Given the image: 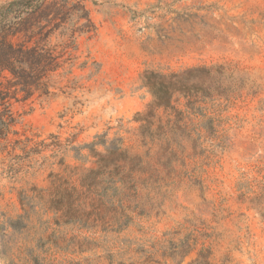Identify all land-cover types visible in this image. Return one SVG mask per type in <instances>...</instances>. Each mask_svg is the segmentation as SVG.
Instances as JSON below:
<instances>
[{
    "label": "rangeland",
    "instance_id": "rangeland-1",
    "mask_svg": "<svg viewBox=\"0 0 264 264\" xmlns=\"http://www.w3.org/2000/svg\"><path fill=\"white\" fill-rule=\"evenodd\" d=\"M68 3L75 19L63 27L78 30L73 74L54 96L13 100L17 122L0 146V264H264V0ZM198 66L214 68L191 79L212 86L195 105L212 125L202 129L191 114L196 150L188 145L168 184L144 196L145 214L107 232L66 224L42 204L34 188L49 193L51 173H65L60 161L92 166L79 147L97 135L146 151L138 120L153 99L146 71ZM186 102L175 95L179 108Z\"/></svg>",
    "mask_w": 264,
    "mask_h": 264
},
{
    "label": "trees",
    "instance_id": "trees-1",
    "mask_svg": "<svg viewBox=\"0 0 264 264\" xmlns=\"http://www.w3.org/2000/svg\"><path fill=\"white\" fill-rule=\"evenodd\" d=\"M6 0L0 2V146L14 132L16 117L11 109L12 101L30 100L56 95L62 81L73 74L78 50L77 29L63 27L74 20L72 12H66L69 0ZM66 3V4H65ZM71 16V18H70ZM85 18L91 24L89 12ZM89 28L86 33H90ZM60 42L51 45L53 36ZM214 68L198 66L182 72L162 74L146 71L144 85L153 99L147 110L139 115L140 136L144 153H134L123 147L121 139L107 141L105 134L79 147L89 149L94 158L92 166L64 165L65 173H51L52 187L47 195L44 189L40 200L48 210L55 212L66 224L83 227L92 224L107 232H119L127 228L134 214H145L144 196L168 184L174 171L173 163L179 155L197 141L192 138L191 114L201 116V128L208 130L212 118L203 108L195 107L197 93L212 89L204 82L200 86L191 79L196 73L212 76ZM217 89V90H215ZM214 91H219L214 88ZM213 91V92H214ZM209 92V91H208ZM210 92L209 94H212ZM180 94L187 99L186 109L174 103ZM195 109V112H191ZM199 129L198 135L201 137ZM102 145L104 149L98 150ZM23 149L27 153L31 150ZM78 159H84L79 153ZM86 161V159H84ZM67 173V174H66ZM77 176L76 181L72 180ZM60 222V221H58ZM189 250L186 251V253Z\"/></svg>",
    "mask_w": 264,
    "mask_h": 264
}]
</instances>
